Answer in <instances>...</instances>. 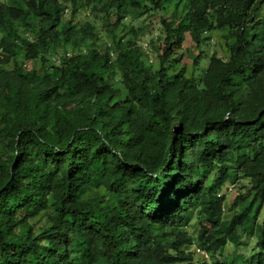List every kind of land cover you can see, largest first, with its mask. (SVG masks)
<instances>
[{
	"label": "trees",
	"instance_id": "16d2710c",
	"mask_svg": "<svg viewBox=\"0 0 264 264\" xmlns=\"http://www.w3.org/2000/svg\"><path fill=\"white\" fill-rule=\"evenodd\" d=\"M22 1L0 4V264H234L220 252L239 233L259 250L244 264H264V0ZM150 9L169 12L155 65L139 30L116 34ZM215 30L222 55L197 76L201 56L177 52ZM241 178L250 199L225 219ZM194 221L210 263L185 249Z\"/></svg>",
	"mask_w": 264,
	"mask_h": 264
},
{
	"label": "rangeland",
	"instance_id": "374dc122",
	"mask_svg": "<svg viewBox=\"0 0 264 264\" xmlns=\"http://www.w3.org/2000/svg\"><path fill=\"white\" fill-rule=\"evenodd\" d=\"M22 3V0H0V4H5L10 7H18ZM67 14H70V10L67 12ZM77 14L81 20L89 22L90 24H92V26H94L95 33L97 35L95 44L99 48H104V46H106L108 43H111L112 38L111 35L108 34L109 27L103 20L102 15L104 13L100 11L99 7H83L78 11ZM133 14L139 17H135ZM166 14H169V12L166 13L155 9H150L148 12L144 10H138L123 20V22L120 24V27L117 29L116 34L119 38L127 40L131 39L133 36L131 30H134V32L136 33L139 30L138 46L141 47L145 52L147 60L155 65L157 62L156 59L158 48L162 45L163 40L161 18ZM16 28L21 37L28 38L29 36H31L30 28L18 23L16 24ZM206 36L208 38V41L205 42V44L202 46L201 53L193 47V44L189 39H187L184 43L183 49L177 52V55L182 57V62L188 67L192 65L193 59L196 56H201L195 67L197 68L195 72V75L197 76L205 70L208 63V58L213 52H216L219 56L222 55L221 45H223V32L215 30ZM61 55V51L57 52L56 54H52L51 57H48L49 61L47 60L46 65L54 62V60H58ZM39 65L40 63L30 62L28 63L27 67L38 68ZM176 128L177 127L175 126L174 129ZM250 190L251 183L247 179L242 178L237 180L234 184L226 183L223 186L219 194L222 195L227 192V197H225L223 203L224 210L226 209L225 219H230L232 217L233 212H230V209L236 202L235 199H250ZM263 216L264 204L262 206L260 217L258 220L259 224L262 223ZM197 230L198 228L196 222L194 221L191 223L188 231V237L191 239L192 247L191 249H189V246H186L185 249L193 252L196 258L203 257L208 261V263H210V257L207 259V256H205L203 252L197 251V249L199 248L196 236ZM238 235L239 241L237 244L228 243L227 246L220 252L222 257L227 259L228 263L233 262L234 264H244L245 262H248L254 254H257L259 252L258 248L256 247V236H251L248 239L245 236L240 235V233Z\"/></svg>",
	"mask_w": 264,
	"mask_h": 264
},
{
	"label": "built area",
	"instance_id": "2783aa9c",
	"mask_svg": "<svg viewBox=\"0 0 264 264\" xmlns=\"http://www.w3.org/2000/svg\"><path fill=\"white\" fill-rule=\"evenodd\" d=\"M229 191H231V190H229ZM227 193V192H226Z\"/></svg>",
	"mask_w": 264,
	"mask_h": 264
}]
</instances>
